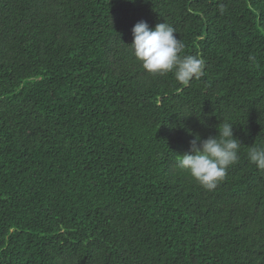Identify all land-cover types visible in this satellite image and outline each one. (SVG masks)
Here are the masks:
<instances>
[{
  "label": "trees",
  "instance_id": "1",
  "mask_svg": "<svg viewBox=\"0 0 264 264\" xmlns=\"http://www.w3.org/2000/svg\"><path fill=\"white\" fill-rule=\"evenodd\" d=\"M140 21L173 26L205 74L147 73ZM222 122L240 158L207 191L176 156ZM254 144L264 0H0V264H264Z\"/></svg>",
  "mask_w": 264,
  "mask_h": 264
},
{
  "label": "clouds",
  "instance_id": "2",
  "mask_svg": "<svg viewBox=\"0 0 264 264\" xmlns=\"http://www.w3.org/2000/svg\"><path fill=\"white\" fill-rule=\"evenodd\" d=\"M220 11L223 13V6ZM176 33V29L166 22L151 28L147 22L140 21L132 29L130 47L147 73H172L178 83L186 86L205 74L206 62L201 57L186 55L185 44ZM233 129L232 123L222 122L216 129L217 135H210L206 139L190 133L193 139L189 152L176 156L177 166L186 170L207 191L215 190L225 180L228 169L239 161L242 145L234 137ZM247 158L257 169L264 170V146L254 144L248 147Z\"/></svg>",
  "mask_w": 264,
  "mask_h": 264
},
{
  "label": "rangeland",
  "instance_id": "3",
  "mask_svg": "<svg viewBox=\"0 0 264 264\" xmlns=\"http://www.w3.org/2000/svg\"><path fill=\"white\" fill-rule=\"evenodd\" d=\"M190 149H186L185 154L189 152Z\"/></svg>",
  "mask_w": 264,
  "mask_h": 264
}]
</instances>
